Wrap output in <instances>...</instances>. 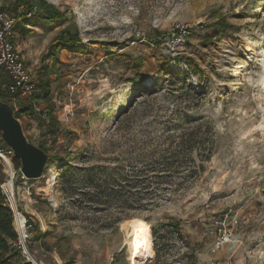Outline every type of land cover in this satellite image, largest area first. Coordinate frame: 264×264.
<instances>
[{
	"label": "rangeland",
	"instance_id": "rangeland-1",
	"mask_svg": "<svg viewBox=\"0 0 264 264\" xmlns=\"http://www.w3.org/2000/svg\"><path fill=\"white\" fill-rule=\"evenodd\" d=\"M23 1L0 9L25 19L19 120L51 159L15 192L35 261L132 264L140 221L138 264H264V0ZM67 28L81 44L53 49Z\"/></svg>",
	"mask_w": 264,
	"mask_h": 264
},
{
	"label": "built area",
	"instance_id": "built-area-1",
	"mask_svg": "<svg viewBox=\"0 0 264 264\" xmlns=\"http://www.w3.org/2000/svg\"><path fill=\"white\" fill-rule=\"evenodd\" d=\"M16 18L7 15L0 9V66L2 65V75L5 76L2 90L6 95L8 104H10L15 112L24 107L23 103H32L36 105L34 95L36 92V78L32 71L26 65L25 60L21 54V51L14 43L16 35L15 30ZM185 26H179L177 32L172 36V49L182 45L185 42V38L188 32L185 30ZM1 90V91H2ZM26 104V105H27ZM19 120V119H18ZM0 131V169L5 174L6 179L1 184L0 190L4 196L8 206L11 208L14 216V226L18 233V243L16 244L22 253L27 256L28 246L27 241L30 238L31 231L34 230L33 223L30 221V217L22 212L17 204H13L10 196L13 197V193L10 192V183L16 192L17 189L21 190L22 187H29L27 193L31 195L29 182L21 173V167L16 165L15 153L12 148L7 145H2ZM23 223L24 232L27 233L26 238H22L21 232L18 229L19 225ZM228 238H223L217 244V250L227 241ZM28 258V257H27ZM28 262L31 264H39L35 259L28 258ZM43 264L42 261H40ZM231 264V263H228Z\"/></svg>",
	"mask_w": 264,
	"mask_h": 264
},
{
	"label": "trees",
	"instance_id": "trees-1",
	"mask_svg": "<svg viewBox=\"0 0 264 264\" xmlns=\"http://www.w3.org/2000/svg\"><path fill=\"white\" fill-rule=\"evenodd\" d=\"M18 2H24L23 0H18ZM30 8H27L28 12H31L33 8L29 6ZM60 18L59 14H55L50 16V18H47V20H56ZM20 20L23 21L25 19H21V16L17 17L15 29H20L22 26L20 25ZM23 25V24H22ZM24 29V28H23ZM65 44L75 47L79 44H81V39L79 37L78 29L75 30V33L71 31L70 28H67L66 30L62 31L58 37L53 42V49L61 48ZM4 78L1 74V84L3 86ZM41 89L44 91H49V86L47 87H41ZM1 99L9 103L6 95L3 93V90L0 94ZM44 99H48L47 93L43 96ZM34 100H40L39 96L36 94L34 95ZM34 111V106L32 103L27 104L26 106L22 107L19 112H15V117L17 119H20L22 116H27L30 113ZM58 120L56 117H53L52 113L49 115V124L56 123ZM42 150H44L46 153L47 151L41 147ZM51 160V159H50ZM16 165L19 167L20 163L17 161ZM6 176L0 169V186L5 181ZM33 181V180H31ZM179 224V223H178ZM34 235L37 233V230L35 229V232H33ZM27 233H25L26 238ZM18 233L14 226V216L11 208L8 206L4 196L1 193L0 190V264H10L13 260L20 258V248L16 245L18 243ZM21 264H31L29 262H22Z\"/></svg>",
	"mask_w": 264,
	"mask_h": 264
},
{
	"label": "water",
	"instance_id": "water-1",
	"mask_svg": "<svg viewBox=\"0 0 264 264\" xmlns=\"http://www.w3.org/2000/svg\"><path fill=\"white\" fill-rule=\"evenodd\" d=\"M3 66H0V94L2 90L1 73ZM0 131L1 141L12 148L16 160L20 163L21 173L28 180H37L43 176L48 163L49 155L28 141L24 128L15 117L12 106L4 102L0 97Z\"/></svg>",
	"mask_w": 264,
	"mask_h": 264
},
{
	"label": "bare ground",
	"instance_id": "bare-ground-1",
	"mask_svg": "<svg viewBox=\"0 0 264 264\" xmlns=\"http://www.w3.org/2000/svg\"><path fill=\"white\" fill-rule=\"evenodd\" d=\"M9 189H10V192L13 193V197L10 196V198H11L12 202L15 203L16 193L14 192V189H13L11 183H10ZM23 227H24L23 223L21 225H19V227H18L20 232H21L22 238H23L22 232L24 230ZM227 241H229V239ZM230 241L234 242V244H235L234 239H230ZM146 247H147V236H146V229H145L144 223L137 221L133 225V229H132L131 237H130L132 264H138L139 262L144 260V252L146 250ZM235 248H236V245H232L230 247V250L233 251ZM27 253L29 254L30 258L32 259L33 256H32V253L30 252L29 249H28Z\"/></svg>",
	"mask_w": 264,
	"mask_h": 264
},
{
	"label": "crops",
	"instance_id": "crops-1",
	"mask_svg": "<svg viewBox=\"0 0 264 264\" xmlns=\"http://www.w3.org/2000/svg\"><path fill=\"white\" fill-rule=\"evenodd\" d=\"M4 80H5V76H4Z\"/></svg>",
	"mask_w": 264,
	"mask_h": 264
}]
</instances>
